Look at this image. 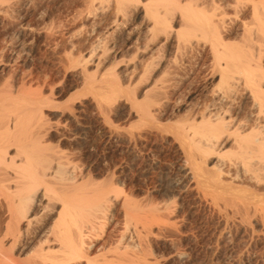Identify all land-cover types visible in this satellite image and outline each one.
Wrapping results in <instances>:
<instances>
[{"label": "rangeland", "instance_id": "374dc122", "mask_svg": "<svg viewBox=\"0 0 264 264\" xmlns=\"http://www.w3.org/2000/svg\"><path fill=\"white\" fill-rule=\"evenodd\" d=\"M110 1L0 0V90L24 87L25 97L42 103L40 114L52 129L44 145L66 156L85 184H110L121 193L109 203L99 237L86 241L94 245L90 256L109 251L133 257L132 264H264V213L215 204L219 196L243 202L247 190L264 200V183L249 184L225 157L238 151L233 137L198 160L220 179L215 186L196 185L185 166L186 146L206 123L257 117L243 76L234 74L225 85V62L202 36L155 39L147 0L124 11ZM221 1L230 15L218 23L219 52L258 53L259 35L248 33L251 3L236 15L231 0ZM170 27L178 32L181 23ZM27 253L17 256L26 261Z\"/></svg>", "mask_w": 264, "mask_h": 264}, {"label": "bare ground", "instance_id": "6f19581e", "mask_svg": "<svg viewBox=\"0 0 264 264\" xmlns=\"http://www.w3.org/2000/svg\"><path fill=\"white\" fill-rule=\"evenodd\" d=\"M140 1L118 0L119 10L124 11L134 6L136 8ZM231 1L232 4L228 6L234 8L235 13L245 5V1L251 3L252 27H248V33H253V37L254 32L258 33L256 43H261L258 53L228 49L219 52L223 43L221 44L218 23H224L230 15L225 11L221 0H147L144 14L149 22L148 32L155 39L163 38L167 42L178 39L179 36L186 40L192 36H202L210 41L218 62H225L223 83L229 86L234 74L243 76L244 87H241L245 89L244 95L251 99V107L257 113L255 118L249 115L237 122L229 121L231 118L227 120L229 122H225L226 119H217L216 125L206 123L202 131L195 132L186 146L188 157L185 166H190L189 170L196 179V185L215 186L217 180L220 181L213 180L215 176L200 165L201 161L198 163V160L203 157L205 160V155L209 156V153L223 146L219 141L223 137L225 141L233 137L238 151L225 156L227 161L240 168L249 184L254 183L259 188L264 183V0ZM174 22L181 23L178 32L170 27ZM219 65L221 66L220 63ZM93 81L95 82L94 79ZM23 88L16 91L0 90V264H70L76 260H83L85 264H132L133 257H127L130 258L127 261L117 255L109 256V251L102 254L100 259L90 256L89 251L94 245H87L86 241L98 235L108 217L109 203L112 200L117 202L121 193L117 194L118 190L115 193L110 184H85L83 174H75L76 170L66 156L53 152L52 148L44 145L43 138L52 129L43 120L44 114H40L42 103L25 97ZM141 106V111L148 113L146 105ZM75 115L71 119L73 122L78 119ZM247 191L243 202L239 196L238 199L219 196L215 198V204H237L246 214L250 210L257 215L263 214L264 200L258 199V191ZM134 229L140 233L138 228ZM34 240L36 245L31 246ZM18 246H21L19 255L13 252ZM26 251L30 258L28 256L26 261H21L18 256Z\"/></svg>", "mask_w": 264, "mask_h": 264}]
</instances>
